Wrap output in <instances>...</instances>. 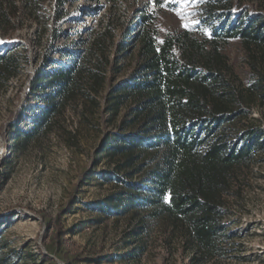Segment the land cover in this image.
I'll use <instances>...</instances> for the list:
<instances>
[{
	"label": "trees",
	"instance_id": "16d2710c",
	"mask_svg": "<svg viewBox=\"0 0 264 264\" xmlns=\"http://www.w3.org/2000/svg\"><path fill=\"white\" fill-rule=\"evenodd\" d=\"M238 1H204L196 17L208 34L197 35L184 26L162 33L156 14L165 0H146L132 15L135 25L132 17L122 23L116 45L120 51L137 43L138 61L104 97L105 111L125 109L116 129L104 133L99 144V156L107 162L99 175L113 186L98 202L101 213L131 218L138 238L150 223L179 231L191 244L193 264L225 252L224 195L236 169L252 163L255 148L262 145V130L237 124L249 116L254 95H264V72L254 70L247 87L238 84L221 45L237 39L245 50L264 55V0H248L263 9L256 12L236 9ZM65 2L54 0V18L60 17ZM40 4L0 0L1 30H12L19 22L16 15L31 14ZM59 31L53 30L50 49L56 48ZM115 31L108 19L83 50L59 48L65 62L59 64L48 54L43 58L29 84L38 106L27 127L12 126L15 150L57 131L68 107H80L81 120L88 111L94 113L114 66L110 52ZM20 64L14 47L0 49V82L16 75ZM61 132L76 145L75 134ZM3 248L0 235V264H15L14 252L4 253Z\"/></svg>",
	"mask_w": 264,
	"mask_h": 264
},
{
	"label": "rangeland",
	"instance_id": "374dc122",
	"mask_svg": "<svg viewBox=\"0 0 264 264\" xmlns=\"http://www.w3.org/2000/svg\"><path fill=\"white\" fill-rule=\"evenodd\" d=\"M39 1L40 7L31 14L16 15L19 22L12 30L0 28V49L14 47L21 60L18 73L0 82L3 252L12 250L15 264H193L191 244L179 231L150 223L138 238L132 233L131 218L103 214L98 207L113 190L112 184L99 175L107 167L106 158L99 156V144L104 133L116 129L125 109L105 111L104 97L108 87L126 77L138 61L137 43L129 41L132 45L120 51L116 45L123 24L131 17V25L136 24L134 12L146 0H66L58 18H54V0ZM204 1L165 0L156 14L160 31L187 25L185 28L197 35L208 34L196 17ZM238 4L235 8L239 10H263L254 1L239 0ZM108 19L116 27L110 52L114 66L98 96L99 107L94 113H86L88 120H81L80 107H68L57 131L15 150L12 126L27 127L38 106L35 96L29 94L35 69L47 54L59 64L65 62L59 48L67 46L76 52L86 48ZM54 29L60 31L56 48L50 49ZM221 46L238 84L247 87L254 70L264 72L260 52L245 50L237 39ZM246 126L263 131L262 145L255 148L252 163L236 169L224 195L225 252L202 264H264V95H254L249 116L237 124L241 129ZM61 130L75 134L76 145H70L68 135Z\"/></svg>",
	"mask_w": 264,
	"mask_h": 264
},
{
	"label": "snow or ice",
	"instance_id": "6c2138e0",
	"mask_svg": "<svg viewBox=\"0 0 264 264\" xmlns=\"http://www.w3.org/2000/svg\"><path fill=\"white\" fill-rule=\"evenodd\" d=\"M198 23V22H197ZM184 27H187V25H183ZM3 41H0V43H2ZM161 43H162V41H161Z\"/></svg>",
	"mask_w": 264,
	"mask_h": 264
}]
</instances>
